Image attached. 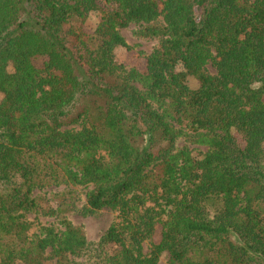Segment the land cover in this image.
<instances>
[{
    "label": "trees",
    "instance_id": "obj_1",
    "mask_svg": "<svg viewBox=\"0 0 264 264\" xmlns=\"http://www.w3.org/2000/svg\"><path fill=\"white\" fill-rule=\"evenodd\" d=\"M0 94V264H264V0H0Z\"/></svg>",
    "mask_w": 264,
    "mask_h": 264
},
{
    "label": "rangeland",
    "instance_id": "obj_2",
    "mask_svg": "<svg viewBox=\"0 0 264 264\" xmlns=\"http://www.w3.org/2000/svg\"><path fill=\"white\" fill-rule=\"evenodd\" d=\"M100 23V13L99 12H92L90 16L87 19V22L85 24V30L89 33H93L98 25ZM139 26L132 24L127 29H122L121 33L128 42L130 46H132L134 49L130 52L124 51H118L117 52V60L120 62L126 61L129 68H138L141 71H145L146 69V58L152 53L155 46L157 45L156 42L153 41H146L139 39L136 36L137 31L139 30ZM46 58H35L34 63L38 67H43ZM209 69L212 73H215L214 68L212 65L209 66ZM2 98V95L0 94V100ZM183 141L179 142V146H183ZM201 150L206 151L204 148ZM61 189H49L47 191L50 192H58ZM75 190L81 194V197L83 201L86 202V194L88 192V188L85 187H76ZM37 194H39L37 192ZM44 194V193H42ZM40 195V194H39ZM118 218V213L111 210V209H103L99 211L96 215L90 216V217H84L80 214H74L69 216V219L78 226H83L86 237L89 242L97 243L100 241V239L104 236V234L107 232V230L113 225V223L116 222ZM30 219L34 222L36 219V215L32 214L30 215ZM38 223H41L42 225H59V219L57 218H47V217H40L38 218V221L35 222V227L33 231L35 232L37 229ZM160 229H158L155 242L158 243L160 241ZM145 253H149L150 251V244L146 243L144 245ZM22 264V263H17ZM45 264H55L54 260H49ZM160 264H169V255L168 253H164L160 259Z\"/></svg>",
    "mask_w": 264,
    "mask_h": 264
}]
</instances>
